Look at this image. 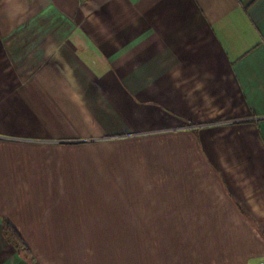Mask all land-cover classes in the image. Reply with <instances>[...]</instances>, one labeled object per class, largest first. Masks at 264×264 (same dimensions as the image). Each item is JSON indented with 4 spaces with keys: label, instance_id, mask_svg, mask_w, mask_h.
Returning <instances> with one entry per match:
<instances>
[{
    "label": "crops",
    "instance_id": "crops-1",
    "mask_svg": "<svg viewBox=\"0 0 264 264\" xmlns=\"http://www.w3.org/2000/svg\"><path fill=\"white\" fill-rule=\"evenodd\" d=\"M262 262L264 0H0V264Z\"/></svg>",
    "mask_w": 264,
    "mask_h": 264
},
{
    "label": "trees",
    "instance_id": "trees-1",
    "mask_svg": "<svg viewBox=\"0 0 264 264\" xmlns=\"http://www.w3.org/2000/svg\"><path fill=\"white\" fill-rule=\"evenodd\" d=\"M5 234L8 236L9 239H11L12 241H14V243L25 253L28 255V251L25 248V246L22 244L20 238L18 237V235L9 227H7V229L5 230Z\"/></svg>",
    "mask_w": 264,
    "mask_h": 264
},
{
    "label": "built area",
    "instance_id": "built-area-1",
    "mask_svg": "<svg viewBox=\"0 0 264 264\" xmlns=\"http://www.w3.org/2000/svg\"><path fill=\"white\" fill-rule=\"evenodd\" d=\"M260 264H264V262L260 263Z\"/></svg>",
    "mask_w": 264,
    "mask_h": 264
}]
</instances>
